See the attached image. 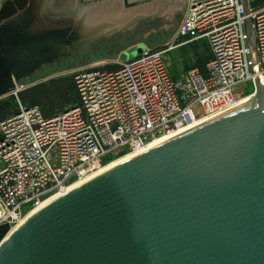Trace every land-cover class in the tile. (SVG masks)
Wrapping results in <instances>:
<instances>
[{"label": "water", "instance_id": "water-1", "mask_svg": "<svg viewBox=\"0 0 264 264\" xmlns=\"http://www.w3.org/2000/svg\"><path fill=\"white\" fill-rule=\"evenodd\" d=\"M44 1L0 5V98L43 66L86 55L97 32L132 11L111 10L96 21L74 3L47 13ZM242 4L248 14L264 0ZM247 27L254 49L249 19ZM261 87L257 103L77 188L36 212L4 245L11 227L0 226V264H264Z\"/></svg>", "mask_w": 264, "mask_h": 264}, {"label": "built area", "instance_id": "built-area-1", "mask_svg": "<svg viewBox=\"0 0 264 264\" xmlns=\"http://www.w3.org/2000/svg\"><path fill=\"white\" fill-rule=\"evenodd\" d=\"M196 41H207L211 60L175 78L165 56ZM75 81L76 105L51 118L37 106L22 108L0 121V226L12 229L107 159L256 94L258 82L264 86V10L246 14L242 0H189L166 48L87 67Z\"/></svg>", "mask_w": 264, "mask_h": 264}, {"label": "rangeland", "instance_id": "rangeland-1", "mask_svg": "<svg viewBox=\"0 0 264 264\" xmlns=\"http://www.w3.org/2000/svg\"><path fill=\"white\" fill-rule=\"evenodd\" d=\"M75 1L80 7L90 10L103 8L104 11L100 13L94 11V18L96 19L111 13L110 9H107L111 7L114 8L111 9L115 13L121 9L123 11L127 10L126 8H130L132 11L128 12L131 13L129 17L122 18L116 26L111 21L112 26L107 25L106 30L104 28L97 32L95 35L96 37L100 36V40L91 45L90 52L86 55L61 57L54 63L43 66L29 78L21 80V85L18 86L16 91L0 98V109L8 106L12 113L13 111L18 112L22 108H28L19 99V93L22 90L34 85L49 83L52 79L61 76L75 75L77 71L94 65L111 64L119 60L126 61L124 54L126 56L131 54L136 56L139 45L151 49L166 48L168 44L173 42L189 4V0H140L143 3H140L139 7H126L124 0H83V5H81L80 0ZM105 1L111 2V4L108 7L101 6V2ZM2 2L4 1H0V5ZM95 2L99 5H95ZM45 7H47V13L59 12L55 11L48 2H46ZM99 11L97 10V12ZM119 13L121 15V12ZM124 14H127V12ZM100 18L97 20L100 21ZM165 58L171 74L175 78H179L192 69H204L211 60V50L207 41L189 42L167 53ZM112 158L106 164L121 158V156L115 155Z\"/></svg>", "mask_w": 264, "mask_h": 264}, {"label": "bare ground", "instance_id": "bare-ground-1", "mask_svg": "<svg viewBox=\"0 0 264 264\" xmlns=\"http://www.w3.org/2000/svg\"><path fill=\"white\" fill-rule=\"evenodd\" d=\"M46 2L49 3V5L52 6V8L55 11H61L63 7V2L62 0H58L56 3H51V0H45L44 1V7L46 6ZM65 2V1H64ZM69 5V3H67ZM72 4V3H70ZM105 7H108L109 4L104 5ZM103 6V7H104ZM113 8V7H111ZM109 8V9H111ZM66 9V8H65ZM97 10H100L99 12H97ZM46 11V10H45ZM94 11H96V13H100L102 11H104L103 8H98L96 10H91V13H94ZM112 15V13H107ZM100 18V17H99ZM97 18V19H99ZM96 21H98L96 18H93ZM262 86V85H261ZM261 93H262V97L264 98V86L261 87ZM257 94L248 96L246 99H244L240 106H238L235 110L230 111V112H226L224 114L221 115H216V116H208V117H203L200 119H194L193 121H191L189 124L180 127L179 129L173 130L169 133H165L162 134L158 137L153 138L151 141H149L146 145L135 149L134 151H130L128 153H125L124 156H122L121 158H118L108 164H106L105 166H100L96 171L92 172L91 174H89L88 176L77 180L76 182L74 181L72 184L68 185L67 188L63 191H58L53 193L52 195L47 196L37 207H35L34 209H32L31 211H29L26 216L20 221V223L14 227H12V229L10 230V232L8 233V235L6 236L5 240L3 241L2 245H4L13 235L16 231H18L36 212L46 208L47 206L51 205L52 203H54L55 201H57L58 199L62 198L63 196L69 194L70 192L76 190L77 188L85 185L86 183L96 179L97 177L109 172L110 170L150 151L153 150L165 143H168L174 139H177L181 136H184L188 133H191L199 128H202L208 124H211L215 121H218L222 118H225L227 116H230L238 111H241L255 103H257L259 101V99L256 96ZM160 137V138H159ZM48 198V199H47Z\"/></svg>", "mask_w": 264, "mask_h": 264}, {"label": "trees", "instance_id": "trees-1", "mask_svg": "<svg viewBox=\"0 0 264 264\" xmlns=\"http://www.w3.org/2000/svg\"><path fill=\"white\" fill-rule=\"evenodd\" d=\"M204 70L205 67L201 71ZM19 99L27 107H39L45 117L51 118L78 103L75 75L61 76L52 79L49 83L24 89L19 93ZM14 113V111L10 112V107H3L0 109V121ZM124 155L125 153H121L117 156ZM112 159L109 158L104 163L106 164Z\"/></svg>", "mask_w": 264, "mask_h": 264}, {"label": "crops", "instance_id": "crops-1", "mask_svg": "<svg viewBox=\"0 0 264 264\" xmlns=\"http://www.w3.org/2000/svg\"><path fill=\"white\" fill-rule=\"evenodd\" d=\"M0 1H5V0H0ZM65 1V2H64ZM134 1H137V0H128V2H134ZM62 2H63V6L65 5V4H67V3H74V4H76V1L75 0H62ZM112 9H114V8H112ZM112 9H110V11L112 10ZM127 10H132V9H130V8H126ZM62 10H65V8H62ZM259 10H264V7L263 8H260ZM112 13V12H111Z\"/></svg>", "mask_w": 264, "mask_h": 264}]
</instances>
